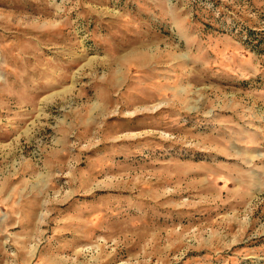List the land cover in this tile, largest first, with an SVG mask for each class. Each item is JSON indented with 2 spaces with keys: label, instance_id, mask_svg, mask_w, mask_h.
<instances>
[{
  "label": "rangeland",
  "instance_id": "1",
  "mask_svg": "<svg viewBox=\"0 0 264 264\" xmlns=\"http://www.w3.org/2000/svg\"><path fill=\"white\" fill-rule=\"evenodd\" d=\"M0 264H264V0H0Z\"/></svg>",
  "mask_w": 264,
  "mask_h": 264
}]
</instances>
